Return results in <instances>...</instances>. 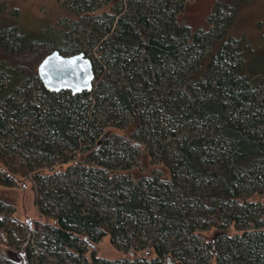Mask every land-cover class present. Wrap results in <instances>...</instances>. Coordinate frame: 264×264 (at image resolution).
<instances>
[{
    "label": "trees",
    "instance_id": "trees-1",
    "mask_svg": "<svg viewBox=\"0 0 264 264\" xmlns=\"http://www.w3.org/2000/svg\"><path fill=\"white\" fill-rule=\"evenodd\" d=\"M171 1L57 0L55 37L41 41L0 27V187L29 182L41 218L25 234L0 202V244L20 246L21 264H204L187 241L213 264H264V76L245 72L237 41L182 27L184 5ZM245 1L215 0L209 21L217 18L223 36ZM53 51L91 61L90 92L43 87L37 68ZM26 126L33 133L14 134ZM142 150L166 177L125 174ZM38 161L71 162L73 190L79 179L101 181L112 213L85 209L67 187H46L59 174ZM140 218L154 229L143 233L147 247ZM231 227L235 234L202 245L195 234ZM105 237L122 260L95 255Z\"/></svg>",
    "mask_w": 264,
    "mask_h": 264
},
{
    "label": "rangeland",
    "instance_id": "rangeland-1",
    "mask_svg": "<svg viewBox=\"0 0 264 264\" xmlns=\"http://www.w3.org/2000/svg\"><path fill=\"white\" fill-rule=\"evenodd\" d=\"M139 1L149 3L145 4V6H148L154 5L156 0ZM178 3H183L184 5L178 17V20L180 21L179 23L183 25L182 27H188L191 31L210 30L213 39L216 41L222 38H224L223 40L225 41L231 39L232 41L234 40L231 47H233L236 43L235 41H237L238 44L241 45L240 49L243 47L242 49L248 54L245 61L246 63L244 64L245 72L252 76H264V0H246L243 4L237 6V14L234 16L229 29L225 30L226 33L224 36L221 28H215L213 25L217 18H214V21L213 19L209 21V17H211L217 9L215 0H173L171 1L170 8H173L174 4ZM0 7L3 9L0 11V27H17L26 32L30 38L40 41L45 40L46 38L53 39L55 37L56 31H53V29L58 16L62 14L57 0H0ZM105 9L108 10L109 7H106ZM85 21L88 26V18H86ZM62 22L64 23L66 21L64 20L61 21V23ZM217 23L219 24V20ZM81 30L82 29H78L73 35H79ZM75 36L72 38L75 39ZM206 53L207 51H205V54ZM186 66L189 69H191L190 67H193L192 65H188V63ZM178 87L179 85L176 88ZM175 93H177L176 90ZM29 132L33 133V130L30 129L29 126H26V128H20L14 134L19 135L21 133ZM37 133L41 135V133ZM114 133L118 132L114 131ZM8 137L10 138V136ZM14 137L20 139L18 136ZM12 138L13 137H11V139ZM11 139L10 141L7 140V142L12 143ZM4 141H6L5 138L0 139V147L2 149ZM20 159L22 160L21 157ZM79 159L80 156L73 157V161ZM37 163H40L44 170H51L59 174V176L56 175L55 178L48 180L46 187H67L71 192L75 193L77 199L84 204L85 209L93 208L104 217L107 215L109 216L112 213V209L107 207L109 203L108 193H106L105 190H102L101 181L94 178L89 185H81L82 183H85L86 180L79 179L76 190H73L71 188V176L67 169L71 162L64 165H61L59 162L47 164L38 161ZM117 172L118 170L116 173ZM125 174L129 175L134 180L142 176L157 177L159 174H161L162 177H166V169L162 164L151 160L142 150L138 157L131 162L130 169L126 171ZM102 179L105 181L107 178L103 176ZM34 192L35 191L30 183L26 181L14 187H0V202L3 204L4 208V212L2 213L10 212L15 221L22 224L21 227L25 234L28 230L27 227L32 230L35 223L41 221L36 209ZM250 198L251 201H255L252 195ZM146 222L141 218L138 222L144 247H147L149 240L143 233L147 231L149 234L152 233V235H154V229L152 228L150 230L147 227L148 223ZM217 233L233 235L235 234V231L231 227L225 232L211 229L197 231L195 234H197L199 243L202 245L204 242H211ZM85 245L86 244H84V246ZM192 245L191 241H187V246L190 252H194L197 256L204 255V264H213L209 255H205L203 252H196L193 250ZM86 247H88L86 254L87 257L92 253L91 250L93 249L95 255L101 259L107 261L122 260V253L115 249L111 244L109 237H105L101 241L93 243L92 249L89 245ZM21 255L22 251L20 246L11 248L0 244V257L21 264Z\"/></svg>",
    "mask_w": 264,
    "mask_h": 264
},
{
    "label": "water",
    "instance_id": "water-1",
    "mask_svg": "<svg viewBox=\"0 0 264 264\" xmlns=\"http://www.w3.org/2000/svg\"><path fill=\"white\" fill-rule=\"evenodd\" d=\"M37 75L43 87L51 93L68 91L75 96L93 88L91 61L81 52L72 55H63L59 51L49 53L39 64Z\"/></svg>",
    "mask_w": 264,
    "mask_h": 264
}]
</instances>
